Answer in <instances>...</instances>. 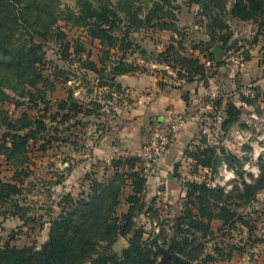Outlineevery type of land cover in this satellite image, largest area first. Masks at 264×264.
I'll list each match as a JSON object with an SVG mask.
<instances>
[{
    "label": "rangeland",
    "instance_id": "obj_1",
    "mask_svg": "<svg viewBox=\"0 0 264 264\" xmlns=\"http://www.w3.org/2000/svg\"><path fill=\"white\" fill-rule=\"evenodd\" d=\"M91 1L96 5L99 2L113 3L121 9L118 13L123 18L122 26L125 29L131 27L128 13H120L128 8L126 1ZM134 1L131 11L139 10L141 20L151 9L162 7L171 18L164 17L161 21L171 23L175 31H155L152 28L134 31V26L131 27L135 47L127 53L128 62L141 68L139 74L157 76L162 88H173L179 82L194 84L189 90V111L185 115L184 127H191L192 131L168 173L169 177H164L162 184L156 187L153 178L157 172L144 168L143 175L148 184L141 195V208L136 212L137 237L141 236L137 241L147 243L148 252L157 254L156 245H164L177 234V224L190 202L188 195L192 183L205 182L211 188L223 190V196L212 200L222 199V205L226 206L238 193L249 190L247 186L261 182L263 189L250 190L247 200L237 204L242 206L238 209L243 222L233 227L230 225L234 224L225 226L219 220L211 222L210 232L202 240L206 248L204 254L201 260L192 264H264V28L258 23L242 22L225 14L222 20L233 35L226 47L235 42L236 45L222 56L221 63L215 56L216 62L223 64L218 68L209 58L207 20L200 14L199 6L190 5L188 0ZM77 2L63 0L62 9L76 10ZM228 6L229 11L231 1ZM60 25L71 44V57L62 60L58 45L47 46L49 63L45 73L48 79L45 94L53 114H48L45 119L46 127L37 142L31 141L23 153L10 159L6 156L0 159V182H11L19 169L28 173L22 195L14 198L25 210L23 217L12 216L8 206L0 207L1 245L9 243L18 249H41L49 239L53 222L65 213L80 209L77 202L88 201L90 196L95 199L103 196L102 201L95 203L97 211L114 212L120 216L130 208L126 202L132 195L130 172L125 167L126 156L116 135L128 125L124 117L134 100L127 88L123 91L116 88L108 75L111 67L121 61L123 53L116 47L92 41L82 28L71 27L65 22ZM172 41L175 45L182 43L186 55L199 58L205 64L206 82L202 79L194 82L180 80L177 70L159 62V55ZM226 47L216 46L214 49ZM142 50L147 51V55H143ZM88 58L100 69L107 68L106 87H98L97 75L85 73L80 68V61ZM70 97L91 113L74 116L68 122L61 117L54 118L58 105ZM18 102L15 98L4 105L13 120L24 115L37 117L46 107L41 102L39 107L18 105ZM228 103L236 105L240 114L229 118L226 113ZM4 132L0 129V140ZM207 148L213 149L221 159L216 173L204 170L193 160V156ZM117 190L122 195L119 207L111 206L110 202L111 194ZM171 191L173 194L169 193ZM190 198L195 202V195ZM196 209L194 213H198ZM134 236L120 237L112 247L113 252L121 256L130 248ZM229 254L232 259L224 260L223 257L227 258ZM158 255L156 261L160 263L163 253ZM208 257L215 261L206 262Z\"/></svg>",
    "mask_w": 264,
    "mask_h": 264
},
{
    "label": "trees",
    "instance_id": "obj_2",
    "mask_svg": "<svg viewBox=\"0 0 264 264\" xmlns=\"http://www.w3.org/2000/svg\"><path fill=\"white\" fill-rule=\"evenodd\" d=\"M62 1L0 0V129L5 130L0 140V159L3 156L10 159L23 153L30 142H37L38 136L44 132L45 119L51 114L45 94L48 83L45 73L49 63L47 46L52 43L58 45V54L62 60H69L71 57V44L60 24L65 22L71 27L82 28L87 31L88 38L92 41L97 40L109 47H116L123 53V57L119 59L121 61L116 62L108 74L109 81L122 91L125 88L118 82V78L141 71L138 65L129 63L127 59L128 51L135 47L131 39V27L134 26V31L147 28L155 31H175L171 23L161 21L164 17L171 18V15L168 12L166 14L160 6L151 9L148 16L141 20L138 18L139 10L131 11L135 1L124 0L128 8L120 13H128V24L131 26L125 29L122 26L123 18L118 13L121 9L113 3L99 2L96 5L91 0H78L76 10H63ZM230 1L231 7L228 11ZM188 3L199 6L200 14L207 20L209 58L218 68L223 64L216 62L213 49L216 46L226 47L233 36L227 23L222 20L225 14L242 22L258 23L260 28H264V0H188ZM183 50L185 48L182 43L175 45L172 41L166 51L159 55V62L177 70L180 80L194 82L202 79L206 82L205 64L199 58L186 55ZM142 54L147 55V51L142 50ZM80 62V68L85 73L97 75L95 82L98 87L107 86L104 78L107 68L100 69L91 58ZM15 98L20 101L18 105L39 107L41 102L46 107L39 111L37 117L24 115L19 120H13L5 111L4 105ZM240 111L233 103L227 104L226 113L229 118L236 117ZM87 112L91 113L70 97L58 105L54 118L61 117L64 122H68L74 116ZM193 160L199 167L212 173L217 172L221 161L219 155L211 148L198 152L193 156ZM125 161L132 183V195L126 199L130 206L127 213L116 216L114 212L97 211L95 203L102 201L103 196L96 199L90 196L88 201L77 202L80 209L65 213L53 222L49 239L41 249H18L11 247L9 243L1 245L0 239V264H192L201 260L204 254L206 248L202 240L208 236L211 222L219 220L225 226L234 224L230 225L232 227L238 222H243V216L238 209L242 206L237 204L247 200L250 190L263 189L261 182L247 186L249 190L238 193L233 201L231 199L229 204L223 206L222 199L212 200L223 196V190L211 188L205 182L192 183L188 195L190 202L186 213L177 224V234L164 245H156L159 252L163 253L159 263L156 261L159 252L151 254L146 248L147 243L137 241L141 236L137 237L139 233L136 231V212L141 208V195L148 184L143 175V163L132 156L126 157ZM26 177L28 173L19 169L11 182H0V207L3 209L8 206L12 216L23 217L25 212L14 198L22 195ZM197 192L199 195L196 196ZM193 195L195 202L190 198ZM121 197L118 190L114 191L111 194V206L119 207ZM195 208L198 213H194ZM132 234L136 237L130 240V248L124 250L121 256L113 252L112 247L120 237L127 238ZM223 259L229 261L232 256L229 254ZM213 261L214 258H206V262Z\"/></svg>",
    "mask_w": 264,
    "mask_h": 264
},
{
    "label": "crops",
    "instance_id": "obj_3",
    "mask_svg": "<svg viewBox=\"0 0 264 264\" xmlns=\"http://www.w3.org/2000/svg\"><path fill=\"white\" fill-rule=\"evenodd\" d=\"M130 98L134 100L126 111L128 125L116 135L124 156L137 153L146 143L150 125L153 121H162L168 113L186 115L189 111V90L194 84L179 82L175 87H160L157 76L152 74H128L118 78ZM196 87V85H195ZM197 92V87L196 91ZM192 128L186 127L173 142L171 149L161 158L157 174L153 178L155 186H160L164 177L176 164L181 148L190 136ZM172 192V191H171ZM170 194H173V192Z\"/></svg>",
    "mask_w": 264,
    "mask_h": 264
},
{
    "label": "built area",
    "instance_id": "obj_4",
    "mask_svg": "<svg viewBox=\"0 0 264 264\" xmlns=\"http://www.w3.org/2000/svg\"><path fill=\"white\" fill-rule=\"evenodd\" d=\"M186 121L185 115L174 113H168L162 121H154L150 126L146 143L131 156L141 160L147 171L157 172L159 161L182 132L186 126Z\"/></svg>",
    "mask_w": 264,
    "mask_h": 264
},
{
    "label": "water",
    "instance_id": "obj_5",
    "mask_svg": "<svg viewBox=\"0 0 264 264\" xmlns=\"http://www.w3.org/2000/svg\"><path fill=\"white\" fill-rule=\"evenodd\" d=\"M236 45V42L233 45H230L226 47L225 49L223 48H216L214 49V54L216 56L217 62L221 63L222 62V56L225 55L226 53L231 52Z\"/></svg>",
    "mask_w": 264,
    "mask_h": 264
}]
</instances>
